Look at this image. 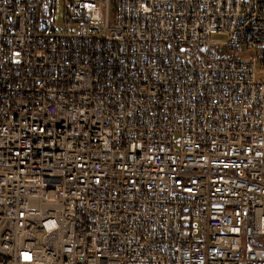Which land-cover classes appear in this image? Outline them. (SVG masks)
Here are the masks:
<instances>
[{"label":"built area","instance_id":"1","mask_svg":"<svg viewBox=\"0 0 264 264\" xmlns=\"http://www.w3.org/2000/svg\"><path fill=\"white\" fill-rule=\"evenodd\" d=\"M257 47L264 0H0V264H264Z\"/></svg>","mask_w":264,"mask_h":264},{"label":"rangeland","instance_id":"2","mask_svg":"<svg viewBox=\"0 0 264 264\" xmlns=\"http://www.w3.org/2000/svg\"><path fill=\"white\" fill-rule=\"evenodd\" d=\"M59 9H58V11H59V23L61 22V11H62V8H63V5L62 4H59V7H58ZM257 48H259V47H257ZM257 54L260 56V55H264V47H261V48H259V49H257ZM243 57V55L242 54H240L239 55V58H242ZM258 68H259V70H260V68H261V66H258Z\"/></svg>","mask_w":264,"mask_h":264}]
</instances>
